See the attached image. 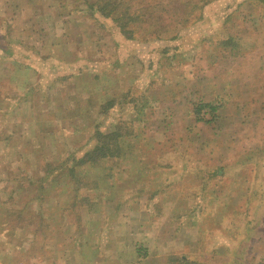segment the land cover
Instances as JSON below:
<instances>
[{"label":"rangeland","instance_id":"374dc122","mask_svg":"<svg viewBox=\"0 0 264 264\" xmlns=\"http://www.w3.org/2000/svg\"><path fill=\"white\" fill-rule=\"evenodd\" d=\"M130 1L133 10L152 7L142 12L143 32L161 21L168 26L186 16L189 22L175 40L140 42L125 40L86 9L85 0H10L8 11L0 10L11 22L32 24L23 32L26 40L11 26V41L0 44L10 46L7 62L22 71L15 83L5 81L8 104L0 109L11 108V95L27 93L26 107L34 100L42 119L35 148L33 142L18 144L20 138L14 153L9 141L1 146L8 151L0 155L2 202L10 189L3 169L15 178L37 169V176L45 161L65 163L90 146L86 133L95 127L109 133L120 124L128 134L120 139L122 157L88 169L87 184L98 181L101 189L82 191L93 206L67 209L73 188L54 184L45 191L52 203L44 199L38 206L44 217L57 218L47 238L32 243L31 228L9 235L10 227L0 226V263L118 264L117 250L127 243L136 253L134 264H168L164 255L187 251L177 229L191 226L192 236L200 230L208 244L233 248L256 230L243 264H264V1ZM66 23L74 24L75 40H64ZM110 102L114 106L102 114L100 107ZM200 104L218 105V119L197 122ZM203 109L201 117L209 120ZM3 209L0 222L7 216ZM62 210V216L71 212V220L58 219ZM243 249L233 251L234 259L219 254L206 264H238Z\"/></svg>","mask_w":264,"mask_h":264},{"label":"trees","instance_id":"16d2710c","mask_svg":"<svg viewBox=\"0 0 264 264\" xmlns=\"http://www.w3.org/2000/svg\"><path fill=\"white\" fill-rule=\"evenodd\" d=\"M85 3L86 9L95 11V13H97L101 19L105 20L106 22L109 21L108 23L111 24V26L117 28L120 36H123L125 40L134 41L136 39L140 42H142L141 39L175 40L179 37L180 32L189 22L186 16L185 19H180L177 22L173 20L168 24V26H165L161 21V23L158 24L153 23V27L151 29L147 28V30L143 32L141 25L138 24L142 21V12L150 11L152 8L151 6L148 7L145 5L140 8L141 10H133V5L130 0H85ZM156 5H158V7L161 6L160 1L159 3L156 2ZM167 6L169 5H165L163 9L167 8ZM179 8L183 10V13H185L183 5H179ZM199 18L200 17H198L196 20ZM167 32H169V34L165 35ZM113 106L114 104L112 102L102 105L100 107L101 113L105 114ZM203 108L206 109L207 114L210 117L209 120L201 117V112L204 110ZM217 110L218 105L200 104V106L194 111V114L197 118L196 121H202L206 124L213 123L215 119H218ZM73 112L74 111L72 109L71 113L68 114L69 118H73L71 115ZM112 129L113 130L109 133H102L101 130H99V127H95L94 133L89 138L88 145L90 146L86 147V149H81L80 151L71 154L70 157L66 159L67 162L65 161V163H59V161L48 163L45 161L43 163L44 165H40L39 172L36 173L39 174L37 176L33 174L34 172H37V169L33 171L28 170L29 172L23 171L26 175H21L18 178H15L11 175L12 171L10 169H3L2 172L5 176L4 181L8 183L6 186L4 185V188L9 186L10 189L6 193V201L2 202V200H0V210H4L3 208H5V211H7V216H4V220L0 222L2 230L4 228L10 227V229H8V234L10 235L13 233L14 228L20 230L24 229L25 227H29L31 228L30 233L33 235L34 239L31 241L32 243H34L35 240H37L40 236L47 238L45 236V231H47L51 225H55L57 218L52 215L44 217V212L40 209V207L38 208V206L39 202L41 203L44 201V199L48 203H52L51 197H46L45 191L47 188H52L54 184L63 186V184L66 182L67 186H71L73 188V195L69 201L70 205H68L67 209L71 208V210L74 209L77 211L76 208H84L86 205H88L89 208L93 206V203L91 200H89V197H86L87 195L85 196L82 194L87 189H93L96 192H100L101 189L99 187L98 181L90 182L94 184L92 186L87 184L89 179L88 175L90 172L88 169L94 168L95 165L106 162L110 159L122 157L123 153L120 145V139L128 136V134L122 135V128L120 124L114 125ZM77 154H79V156H77ZM12 182H14L13 186H11L13 184ZM22 189L28 192L26 193V197H22V200L18 199V197L15 198L17 195H20L18 194V191ZM3 192L4 191L2 189L0 191V197L2 196ZM95 197L99 198L101 195H95ZM8 203L11 205V208L7 206ZM16 203H20V205L18 206ZM38 209L39 212L37 211ZM62 212L63 210L60 212V216L58 217L60 221H62V219L65 217L62 216ZM75 218L77 220V218L79 219V216L76 215ZM206 238L207 237L201 238L200 241L202 244L204 246L214 247V244L216 243L210 242L208 244ZM239 244V247H241L242 243ZM219 249H221V247H219L217 250ZM167 261L168 264H184V261L177 256H169Z\"/></svg>","mask_w":264,"mask_h":264},{"label":"crops","instance_id":"0c3cea01","mask_svg":"<svg viewBox=\"0 0 264 264\" xmlns=\"http://www.w3.org/2000/svg\"><path fill=\"white\" fill-rule=\"evenodd\" d=\"M9 2L10 0H0V10H2L3 12L8 11V8L11 7ZM19 12H22V11L20 10ZM54 19L58 20L57 18H54ZM67 22L69 21L67 20ZM11 26L16 27L18 29L17 33L19 34L18 36L19 40H22V39L26 40V38H24L25 33L23 32L27 28H31L32 24L28 20L21 19V18H17V20H14L13 22H11V19L8 16H6V13H2V15H0V44L2 42L8 43L11 41V35H10ZM62 33H63V38L66 36V38H64L66 42L75 40V38H73L74 33H75L74 24L69 25L68 23H66L65 27L62 26ZM6 45L7 46L5 48L0 47V79H1L0 81V106H2L4 103L3 101H5L4 95L2 94L5 81L15 83L16 78H19L20 74L22 73L21 70L17 71L13 69L10 63L7 62V61H10V59H7V57L9 56L8 51H10V46L8 44ZM22 51L23 50H20L19 53H21ZM31 52L32 51H30V53ZM27 96H28L27 93H25L24 95L20 94V96L15 99L11 95L8 100L10 101V104L8 106H10L11 108L6 109V107H4L0 109V117H2L0 120V142H2L0 143V155H4L5 151H7L6 149L7 147H4V149L1 147L3 142L7 143V141H9V143H11V146H12V149L9 148L11 150L10 152L14 153V151L18 149V145H15L18 142L17 138H20L18 144H22L21 140L24 143L33 142L32 144L34 145V148L37 144H40V141L37 139H38V134L40 131L39 128H40V125L42 124L41 113L40 114L35 113V110H36L35 103L36 102L34 100L32 101L31 104H29L28 107H26L25 103L26 101H28ZM5 104H8V102L5 101ZM68 110L69 109H66L65 107L62 109L63 112L69 113ZM35 123L37 124V126L35 125ZM91 132L92 131H89L88 133H86V136H91L90 134ZM75 145L76 144H71L70 146L73 147ZM23 150L24 149H22V151ZM65 215L67 219L70 218L71 220L72 218L71 212L66 211ZM75 217H76V214H75ZM74 221H76V219ZM180 229H182V234L185 235V247L187 249V251L184 252V255L180 256V258L184 261V264H188L189 261L191 262L194 261L197 264L199 263L206 264L208 263V260H213L219 254L222 256V258H225L224 260L228 261L229 259L228 254L229 253L231 254L232 257H230V259H232L234 256L233 250L240 249L242 247L244 249L242 250V254L239 257L238 264H243V259L245 258V254L248 250H251L252 248L251 245L254 244L255 242L254 238H256L255 235L257 233L256 230H253L251 234L249 235V238H248L249 241L246 244L243 243L241 247L233 248V246L232 247L222 246L221 249L217 250L220 247V245H218L217 243L214 244V247L204 246L202 244V242L200 241L201 234L199 236V233H201V231H195L198 234L195 236H192L190 234V227L179 228L177 229V231H179ZM126 234L128 235V231H126ZM222 236H225V235L223 234ZM117 252L120 255V257L116 259V262L118 261V264H134L137 261L136 253H134L133 249L127 243L125 247L123 246L122 248H119ZM169 256H174V255L172 254L164 255L162 258L163 263H168L167 259L169 258ZM102 263L106 264V261H102ZM221 264H225V262L222 261Z\"/></svg>","mask_w":264,"mask_h":264}]
</instances>
